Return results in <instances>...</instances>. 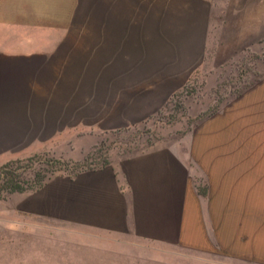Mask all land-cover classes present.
<instances>
[{
	"label": "crops",
	"instance_id": "0c3cea01",
	"mask_svg": "<svg viewBox=\"0 0 264 264\" xmlns=\"http://www.w3.org/2000/svg\"><path fill=\"white\" fill-rule=\"evenodd\" d=\"M216 8L229 10L230 24H249L250 35L264 32V0H0V145L87 153L149 121L201 64ZM47 192L59 221L152 244L206 245L188 163L172 148L113 156L54 179Z\"/></svg>",
	"mask_w": 264,
	"mask_h": 264
},
{
	"label": "rangeland",
	"instance_id": "374dc122",
	"mask_svg": "<svg viewBox=\"0 0 264 264\" xmlns=\"http://www.w3.org/2000/svg\"><path fill=\"white\" fill-rule=\"evenodd\" d=\"M228 11L214 10L201 64L183 91L141 126L87 153L53 145L22 154L0 145V264H264V32L250 35L239 17L230 24ZM160 146L188 163L205 246L117 238L50 216L54 179ZM9 181L21 191L11 192Z\"/></svg>",
	"mask_w": 264,
	"mask_h": 264
},
{
	"label": "trees",
	"instance_id": "16d2710c",
	"mask_svg": "<svg viewBox=\"0 0 264 264\" xmlns=\"http://www.w3.org/2000/svg\"><path fill=\"white\" fill-rule=\"evenodd\" d=\"M7 187H10V191L11 192H18V191H21V188H18V187H14V185H12V183L9 181L6 185Z\"/></svg>",
	"mask_w": 264,
	"mask_h": 264
}]
</instances>
